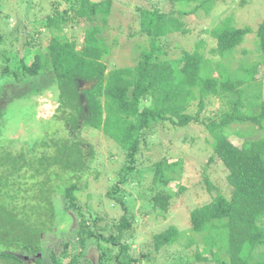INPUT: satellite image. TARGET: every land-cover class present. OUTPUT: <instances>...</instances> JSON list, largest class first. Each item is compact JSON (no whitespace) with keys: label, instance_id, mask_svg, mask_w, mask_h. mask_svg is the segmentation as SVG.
Listing matches in <instances>:
<instances>
[{"label":"trees","instance_id":"16d2710c","mask_svg":"<svg viewBox=\"0 0 264 264\" xmlns=\"http://www.w3.org/2000/svg\"><path fill=\"white\" fill-rule=\"evenodd\" d=\"M65 1L71 5L64 6ZM227 1L235 0H170L172 8L168 12L161 8L165 0L148 8L139 7V33L132 36L143 34L145 39L135 46L134 64L110 70L106 61L109 47L102 34L110 25L116 0H52L51 14L39 23L48 32L45 48L38 39L39 33L24 44V53L15 48L18 34L8 33L9 16H0L7 40L14 37L10 64L1 66L0 60V80L29 81L39 86L37 93L55 89L59 117L75 135L71 141H56L51 147L43 142L45 150L35 162L28 163L24 156L3 154L0 163L7 171L16 173L27 165L33 168L31 171L50 172L49 177L53 171L83 177L91 170L96 156L94 144L79 138L84 131L103 133L125 154L124 165L112 178L115 182L106 194L109 202L123 212L118 222L106 217L108 210L103 213L96 209L100 202H93V194L89 193L84 201L76 194L75 185L56 184L48 177L39 185L44 190L42 214L48 216L40 227L35 223L32 228L28 219L19 218L13 208L0 203V262L46 264L47 259L49 264H61L63 258L41 244L44 235L54 232L64 221L70 227L61 243L66 249L78 251L70 264H93V259H87L91 248L97 249V264H140L144 259L152 263L153 251L158 254L162 249L173 250L174 245L183 244L184 235L170 226L153 236L151 251L134 256L131 242L136 219L129 215L126 197L120 195L122 184L137 169L142 143L152 142L153 136L173 126L208 131L211 138L207 142L213 153L204 167L219 161L228 172L231 196L220 192L207 175L204 180L208 191L216 190L218 195L191 212L192 230L203 233L205 251L217 264H264V249H260L264 246V135L240 142L229 135L233 124L251 122L264 129V90L262 83L257 82L259 76L264 77V18L255 33L258 60L241 64L235 72L221 68V64L214 66L200 52L205 44L202 38L196 50L181 49L179 56L169 57V36L193 33L184 26L186 16L200 9L216 14ZM71 11L74 15L70 21L82 28L81 42L64 33L63 25L68 24L66 16ZM249 32L250 29L237 27L232 17L219 18L210 32L217 43L212 52L220 57L231 55ZM217 68H221L219 77L212 74ZM212 98L222 105L214 106ZM149 99V105H144ZM20 161L24 164L18 167ZM179 163L180 160L168 163L165 158L155 161L150 169L155 174L153 183L168 187L175 181L170 174L176 172ZM2 181L0 175V186ZM186 189L180 186L179 192ZM172 198L164 190L157 192L151 198L153 208L167 212ZM184 245L194 247L198 260L210 262L193 237ZM40 252L42 257H35ZM221 252L227 253L229 260H223Z\"/></svg>","mask_w":264,"mask_h":264},{"label":"rangeland","instance_id":"374dc122","mask_svg":"<svg viewBox=\"0 0 264 264\" xmlns=\"http://www.w3.org/2000/svg\"><path fill=\"white\" fill-rule=\"evenodd\" d=\"M52 0H0V16H9L10 30L13 35L18 34V41L15 42V48H19L22 53L26 51L24 44L30 38L37 37L39 33L41 44L47 41V33L44 27L39 24L48 14H51L50 3ZM158 4L159 0H116L112 14L109 18L110 25L102 34L106 38L109 47V55L106 57L108 69L122 68L132 66L136 54L135 46L144 41L145 36L133 37L136 32L139 33V7L148 8L151 4ZM69 1H65L64 6H70ZM194 6V4L192 5ZM63 7V6H62ZM161 8L168 12L171 8L170 0H165ZM216 9V8H215ZM220 14L212 12L206 14V11L200 9L197 13L185 17L184 26L193 30L191 34H180L169 36L170 49L169 57H177L181 49L196 50V44L202 38L205 43L200 52L206 58L213 61V65L221 64V68H226L235 72L242 64H252L258 60L256 52V30L264 18V0H235L227 1L219 7ZM66 16L68 24L63 25L64 33L70 39L82 41V28L80 24L71 22L70 18L74 15L71 11ZM232 17L234 24L242 29H250L245 37L244 42L231 54L226 57H220L212 52L216 47V41L212 39L210 32L217 24L219 18L224 19ZM26 30L30 32L27 33ZM208 33L205 35V32ZM8 33H4L0 27V60L1 66L10 64L13 55L11 51L13 46L9 41ZM101 35V36H102ZM46 37V38H42ZM176 45V46H175ZM36 49V48H34ZM32 60L28 59L30 64ZM12 65V63H11ZM14 67V66H13ZM213 71V76L219 77V69ZM108 70V71H109ZM264 71V70H263ZM264 74V73H263ZM260 79V80H259ZM259 80V81H258ZM264 90V77L257 78ZM39 86L24 82H13L0 80V160L3 154L10 153L14 157L24 156L26 161H36L44 152L45 148L42 143L47 142L51 147L54 142L65 140L71 141L73 135L71 129L63 122L61 113L58 112V93L55 89L45 90L37 93ZM9 97L8 100L6 98ZM213 105H222L221 101L212 98ZM151 100L145 101L144 105H149ZM60 114V117H59ZM229 129V135L232 139L240 142L245 138L254 136H263L264 129L258 128L251 122L233 124ZM174 129V130H173ZM186 136V139L184 137ZM80 139L86 140L95 146V160L92 162L91 170L86 175L69 174L61 171H53L52 176L41 174L40 172L31 171L32 167L24 166L21 171L13 173L14 170H8L6 166L0 163V175L3 177V186H0V203H5L21 219H28L30 226L40 223L48 217L43 212L44 207V190L39 186L48 177L56 184L75 185L78 191L76 194L86 201L88 194L94 195L93 202L98 203L96 209L101 212L108 210L106 217L111 221H119L122 216V210L106 197L115 182L112 178L118 176L124 162L125 154L117 144L103 133L98 131H84L80 133ZM207 138L210 139V133L206 130L201 131L199 128L192 127H170L161 131L158 135L152 137L153 141L147 144L142 143L136 171L129 176L127 182L122 184L120 195L126 197L129 215H134L133 222V242H131V253L140 257L141 253H147L152 250L151 243L153 236L160 233L170 226L179 229L184 235L183 244L174 245V249H162L156 254L151 253V262L141 260L140 264H217L211 260L212 256L205 251L203 244V233H197L192 230L190 220L191 212L206 203L212 201L218 195L216 190L209 192L205 184V176L212 183L227 195L231 196V189L227 181L228 172L221 162L215 161L207 168L204 167L213 151ZM195 139V140H192ZM48 150V148H46ZM167 159L168 163L181 161L176 167V172L171 173L175 179L168 187L160 183H153L154 170L153 165L159 159ZM24 161H20L17 166L21 167ZM206 168V169H204ZM187 187L183 193L179 192V187ZM154 187V190L153 188ZM172 195L171 206L169 210H155L151 198L159 191ZM69 223H72L69 221ZM66 221L55 227L54 232L49 231L42 239V248L51 249L63 262L61 264H70L75 253L70 247L66 249L62 240L67 237L66 232L69 230ZM193 237L200 244V252L203 257H208L210 262L200 261L195 255L194 247L186 248L184 245L187 240ZM264 249V246L260 248ZM223 260H229L225 252L220 253ZM35 257H42V252L35 254ZM97 249L91 248L88 258L93 259L96 263ZM142 259V258H141ZM46 264L47 259H46ZM0 264H7L0 262Z\"/></svg>","mask_w":264,"mask_h":264}]
</instances>
